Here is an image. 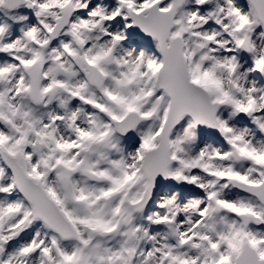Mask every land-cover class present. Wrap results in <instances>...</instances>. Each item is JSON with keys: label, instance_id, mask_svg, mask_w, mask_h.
I'll return each mask as SVG.
<instances>
[{"label": "snow or ice", "instance_id": "6c2138e0", "mask_svg": "<svg viewBox=\"0 0 264 264\" xmlns=\"http://www.w3.org/2000/svg\"><path fill=\"white\" fill-rule=\"evenodd\" d=\"M0 264H264V0H0Z\"/></svg>", "mask_w": 264, "mask_h": 264}]
</instances>
